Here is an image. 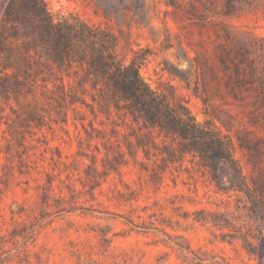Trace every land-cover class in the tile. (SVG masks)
<instances>
[{
  "label": "trees",
  "instance_id": "16d2710c",
  "mask_svg": "<svg viewBox=\"0 0 264 264\" xmlns=\"http://www.w3.org/2000/svg\"><path fill=\"white\" fill-rule=\"evenodd\" d=\"M110 2L114 4L96 0L94 13L120 21L119 12L132 8L130 22L151 29L146 0ZM164 4L172 8L166 15L176 23L188 21L199 30L197 41L175 36L178 64L164 60L162 71L199 100L203 122L183 100L172 104L143 78L140 70L149 49L135 51L124 63L118 37L108 28L72 14L55 19L44 0H0V155L17 162V169L0 165V180L7 185L15 170L29 173L38 131L56 128L69 137L66 126L71 121L75 130L78 124L83 130V135L77 131L78 149L91 160L88 168L97 176L117 173L131 159L158 183L166 171L187 169L186 162L195 164L209 177L214 192L235 198L255 224L254 233L240 231L238 238L246 253L264 264V37L230 23L249 15L264 17V0H166ZM165 32L161 51L167 52L174 45L169 29ZM48 176L43 206H49L51 199L53 181ZM53 201L58 204L63 199ZM193 220L238 228L225 214L206 209ZM148 224L159 230L155 221ZM41 227L39 223L14 228L9 238L13 253L5 249V236H0V264L26 256ZM161 232L171 237L164 229ZM173 244L185 260L189 256L202 261L189 246ZM3 254L8 257L2 258Z\"/></svg>",
  "mask_w": 264,
  "mask_h": 264
},
{
  "label": "rangeland",
  "instance_id": "374dc122",
  "mask_svg": "<svg viewBox=\"0 0 264 264\" xmlns=\"http://www.w3.org/2000/svg\"><path fill=\"white\" fill-rule=\"evenodd\" d=\"M44 1L55 19L72 14L111 30L118 37V53L124 63L130 61L135 51L149 49L151 54L140 70L146 82L166 95L172 104L183 100L197 121L205 120L199 100L178 79L162 71L164 60L178 64L175 57L178 39L175 36L188 35L192 41L200 38L198 28L191 22L176 23L171 15H166L172 11L164 4L166 0H146L145 10L151 19V29L138 28L130 22L132 8L122 9L118 21L96 15V0ZM230 23L264 37V17L261 15L231 19ZM165 28L169 29L174 45L167 52L161 51L167 35ZM189 54L192 56L193 52ZM88 120H91L90 115L86 124ZM94 125L99 127V119ZM105 127H109L108 123ZM66 128L69 137L56 128L53 132L38 131L34 137L38 141L32 142L35 148L28 160L29 173L19 174L15 170L7 185L0 180V236H5V249L14 252L10 240L14 228L42 225L26 256L5 264H257L242 248L243 243L238 238L240 231L254 233L255 224L247 218L235 198L216 194L209 177L195 164L186 162L187 169L166 171L158 183L151 181L131 159L117 173L97 176L88 168L91 160L81 156L78 149V134L83 135L81 126L78 124L75 130L69 121ZM100 157L97 167L101 171ZM236 158L241 159L239 152ZM9 164L17 169L16 160L9 162L1 154L0 165ZM48 175L53 181L51 199L49 206H43ZM59 198L63 201L55 204L53 199ZM201 209L225 214L238 227L237 231L195 222L193 219ZM149 221H155L159 230L152 229ZM218 221L223 223L221 218ZM173 243L199 252L202 261H192L189 256L185 260Z\"/></svg>",
  "mask_w": 264,
  "mask_h": 264
}]
</instances>
